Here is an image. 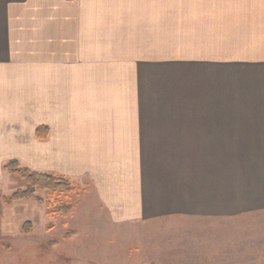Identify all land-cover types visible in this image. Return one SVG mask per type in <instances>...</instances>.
I'll list each match as a JSON object with an SVG mask.
<instances>
[{
  "label": "crops",
  "instance_id": "1",
  "mask_svg": "<svg viewBox=\"0 0 264 264\" xmlns=\"http://www.w3.org/2000/svg\"><path fill=\"white\" fill-rule=\"evenodd\" d=\"M36 81L40 172L115 220L264 214V0H0V110Z\"/></svg>",
  "mask_w": 264,
  "mask_h": 264
},
{
  "label": "rangeland",
  "instance_id": "2",
  "mask_svg": "<svg viewBox=\"0 0 264 264\" xmlns=\"http://www.w3.org/2000/svg\"><path fill=\"white\" fill-rule=\"evenodd\" d=\"M21 86L15 109L0 110V264H264V214L223 226L186 219L120 222L88 186L75 182L68 216L49 219L35 201L6 204L5 196L24 188L5 170L7 162L39 172L56 166L54 156L44 164L46 149L35 137L41 124L52 122L50 111L40 110L38 81ZM26 222L30 234L23 232ZM50 224L54 229L47 231Z\"/></svg>",
  "mask_w": 264,
  "mask_h": 264
},
{
  "label": "trees",
  "instance_id": "3",
  "mask_svg": "<svg viewBox=\"0 0 264 264\" xmlns=\"http://www.w3.org/2000/svg\"><path fill=\"white\" fill-rule=\"evenodd\" d=\"M69 2L75 0H66ZM48 129L40 126L35 131V137L39 141H46L48 138ZM8 173L17 176L24 183V188L15 190L10 195L3 198L6 204L24 203L35 201L38 204H44L46 214L49 219H54L57 215L68 216L73 212V205L70 203V195L74 194V182L64 176L42 173L22 166L18 160H11L4 166ZM46 193L44 199L39 193ZM54 229L50 224L47 231ZM23 232L30 234L32 232L31 222L23 225Z\"/></svg>",
  "mask_w": 264,
  "mask_h": 264
}]
</instances>
